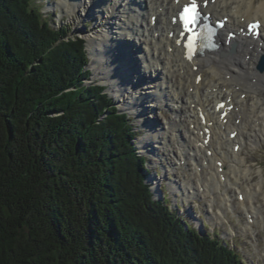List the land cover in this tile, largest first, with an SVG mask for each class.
<instances>
[{"label": "trees", "instance_id": "obj_1", "mask_svg": "<svg viewBox=\"0 0 264 264\" xmlns=\"http://www.w3.org/2000/svg\"><path fill=\"white\" fill-rule=\"evenodd\" d=\"M0 0V264H245L153 200L84 39Z\"/></svg>", "mask_w": 264, "mask_h": 264}, {"label": "bare ground", "instance_id": "obj_2", "mask_svg": "<svg viewBox=\"0 0 264 264\" xmlns=\"http://www.w3.org/2000/svg\"><path fill=\"white\" fill-rule=\"evenodd\" d=\"M185 1L59 0V5L70 14L77 13L79 17L94 13L91 16H95L96 22L100 23L95 22L94 29L86 35L93 58L90 63L94 67V76L105 79L110 84V90L118 100L122 99L125 107L141 108L138 113L141 114V122H146L143 126L150 128L152 125L148 120L153 117L151 110L164 104L173 111L178 110L174 104L179 101L185 105L183 112L188 138L180 135L177 130L180 124L175 120L168 125L182 139L180 149L178 147L179 160L192 162L197 182L189 183L186 179L177 183L169 178L170 190L174 192L183 189L187 191L188 198L194 194L209 196L205 211L211 214L212 222H220L223 216L222 213H214V209L208 210L207 203L213 208L216 204L217 211H220L222 209L217 203L220 198L221 205L234 207L233 196L238 197L237 205L245 213L246 230L252 229L257 222H261L264 227L263 178H259L255 184H246L244 189L243 179L252 175L251 168L240 157V148L244 144L253 146L264 140V70L256 69L257 60L264 53V0L257 4L256 0H199L214 17H227L228 22L223 29L226 32H222V54L219 50L191 60L184 57L177 43L176 24L169 18L179 4ZM77 6L82 8L81 11ZM146 14L148 19L144 23ZM152 15L159 18L153 27L149 23ZM252 19H259L263 23L262 32L256 39L245 34L246 22ZM155 31L157 35H154ZM170 31L176 32L169 36ZM227 31L235 32V38L228 37ZM129 34L138 40L132 41ZM149 50L150 53L147 52ZM221 101L224 106L217 108V103ZM224 111L227 115L220 116ZM161 128L154 131L145 128L147 133L137 142L141 154H149L146 152L149 144L152 147L150 153L153 154V148L158 147L159 140L168 131L164 126ZM231 132H236V135L231 137ZM236 145L239 148L235 151ZM208 150H211L210 153ZM232 154L233 160L229 159ZM185 160L184 163L187 162ZM219 161L221 165H218ZM174 168H177L176 165ZM162 176L167 175L165 172L159 175L154 172L149 177L155 196L161 194ZM209 181H215V188ZM258 196L262 198L261 203L256 202ZM159 199L161 197H157Z\"/></svg>", "mask_w": 264, "mask_h": 264}, {"label": "rangeland", "instance_id": "obj_3", "mask_svg": "<svg viewBox=\"0 0 264 264\" xmlns=\"http://www.w3.org/2000/svg\"><path fill=\"white\" fill-rule=\"evenodd\" d=\"M33 5L37 6L39 8L40 12L43 14V18H47L50 20L51 25L55 27H60L63 26L64 29L69 30V37L73 38L75 36H83L85 39L84 41V46H87L88 39H87V34L90 32V30L94 29V24L97 20L95 16H91L94 13H91L90 15L86 16H77L76 14H70L69 12L66 11L65 7L62 5H59V0H31ZM261 0H256L257 4ZM57 3V4H56ZM56 4V5H55ZM80 9H82L80 7ZM81 11V10H80ZM147 14L145 15V20L143 21L144 23L147 22ZM96 23H100L99 21ZM93 27V28H92ZM146 32V31H145ZM129 39L132 41L138 40L137 37L134 35L129 34ZM109 49V48H107ZM135 49V48H134ZM86 54L89 58V61L86 64L85 68H88L90 71V78L86 80V84L90 82H95V83H101L105 86V91L108 93L110 97L114 100V103L116 104L117 108L119 111H122L123 109L126 110L128 113V117H130L131 121L133 122L134 125V130L137 132L135 139H133L134 147L138 154H141L138 151V146L137 142L138 140L144 136L145 133H147V129L151 128V131L155 130H161L162 126L165 127V129H168L166 136L162 137L159 140L158 147L153 148V156L152 153H150L152 147L150 146L149 142L146 146V152L149 154L143 155L146 157V162H145V167L146 170V177L144 179V183L148 184L149 190L151 192V198L153 200H157V197H162V194H156L157 196L154 195V191L151 189L150 183H149V177L154 174V172L159 175L162 174L163 172L166 173V177L162 176V181L161 179L158 180V183L161 181L160 184V192H163L164 196V201L167 204V207L172 209H177V213L181 214V217H184L188 223H190L194 228H197L201 232L204 231V233H209L210 236L218 238L222 243L228 244L231 248H234L239 254L242 256L241 260L245 264H264V227L261 226V222H257V225H253L252 229L245 228V213L243 210L237 205L238 197L233 196V205L234 207H226V205H221V198L219 199L220 201H217L218 207L221 208L222 210L217 211V206L216 204L213 206L207 203V208L209 210L214 209V213L217 215H220L219 213H222L223 218L220 219V222H212L213 218L211 217V214L206 213V202L209 199L208 197H200L195 196H189L187 195V191H184L183 189L181 190H170L169 184H168V179L172 178L174 179L177 183L188 181L189 183L191 181L197 182L196 177L194 175V170H193V164L191 161L183 163L179 160V149H180V142H182V139L178 137V133L176 130H172V127L168 125L169 122H173L174 120L176 123L180 124L179 130L180 135L182 134L184 137L188 138V132L187 129L185 128L187 122L185 121V105H183V102L174 104L176 109L178 110H171L168 105H163L160 107L155 108L154 110H151V115H153L152 118L148 119L152 125L149 127L143 126L146 124V122H141V114L138 113L141 111V108H137L135 106L134 108L128 109V107H125L123 105L124 102H122V99L118 100V97L114 95V93L110 90V84L108 85L105 79H101L98 76H94L93 69L94 67L92 66V56L90 54V49L85 47ZM138 51V49H137ZM150 53V50L147 51ZM135 53H133L132 58H134ZM140 69H142L140 67ZM150 68H147L149 70ZM258 70V69H257ZM131 75V73H130ZM176 78V76H175ZM174 78V80H175ZM246 93H243L245 95ZM260 94V93H259ZM246 96V95H245ZM247 97V96H246ZM149 100V98H147ZM120 101V102H119ZM148 104H150V101H147ZM125 107V108H124ZM184 108V110H183ZM129 110V111H128ZM133 112L131 113L130 112ZM147 110V109H146ZM184 111V112H183ZM145 112V111H144ZM146 112H149L148 110ZM140 117H138L137 115ZM149 113H146V115ZM145 115V116H146ZM143 116V118L145 117ZM146 118V117H145ZM253 120V117H251ZM186 122V124H185ZM147 128V129H145ZM181 135V136H182ZM179 144V145H178ZM179 147V149H178ZM227 150V148H225ZM240 157L244 158L246 161V164L251 168V177H248L243 179L244 180V185L249 184L252 182L255 184L259 180V178H263V182L261 183L262 187L264 184V140H261L257 143H255L253 146H249L248 144H244L240 148ZM231 160H233V154L232 156L230 155ZM182 164H180V163ZM228 164H230L228 162ZM176 165V169L174 166ZM193 170V171H192ZM259 170V172H258ZM192 173V174H191ZM231 176V175H230ZM208 177V176H206ZM204 177V179L206 178ZM199 179V177H198ZM148 180V181H147ZM211 182V181H209ZM249 182V183H248ZM211 185L215 188L216 183L215 181L211 182ZM156 185H154L155 187ZM246 189V187H244ZM231 193H233L231 189ZM198 194V192H197ZM216 195H219L216 192ZM221 195V194H220ZM162 199V198H161ZM159 199V200H161ZM258 201L261 203L262 198L257 197V203ZM205 204V205H204ZM233 208V209H232ZM228 209H232L227 211ZM217 211V212H216ZM227 214V215H226ZM226 216V217H225ZM223 219V220H222ZM208 221V222H207ZM202 222L204 225H202ZM203 233V232H202Z\"/></svg>", "mask_w": 264, "mask_h": 264}, {"label": "snow or ice", "instance_id": "obj_4", "mask_svg": "<svg viewBox=\"0 0 264 264\" xmlns=\"http://www.w3.org/2000/svg\"><path fill=\"white\" fill-rule=\"evenodd\" d=\"M187 8L185 9V13H187ZM196 16H198V13L195 14V16L192 18V21H189V19L186 17V15L184 13L181 14V19L185 21V26L187 27L189 22H194ZM253 28L258 27V24L252 25Z\"/></svg>", "mask_w": 264, "mask_h": 264}, {"label": "water", "instance_id": "obj_5", "mask_svg": "<svg viewBox=\"0 0 264 264\" xmlns=\"http://www.w3.org/2000/svg\"><path fill=\"white\" fill-rule=\"evenodd\" d=\"M257 68L261 71L264 70V54L260 56ZM119 111V110H118Z\"/></svg>", "mask_w": 264, "mask_h": 264}]
</instances>
